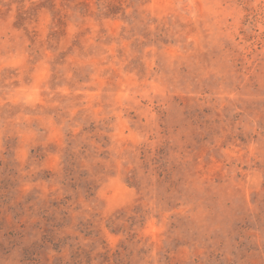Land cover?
<instances>
[{
	"label": "rangeland",
	"instance_id": "1",
	"mask_svg": "<svg viewBox=\"0 0 264 264\" xmlns=\"http://www.w3.org/2000/svg\"><path fill=\"white\" fill-rule=\"evenodd\" d=\"M0 264H264V0H0Z\"/></svg>",
	"mask_w": 264,
	"mask_h": 264
}]
</instances>
